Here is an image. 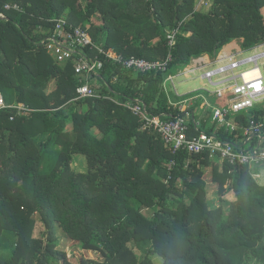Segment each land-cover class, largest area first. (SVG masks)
<instances>
[{
  "label": "trees",
  "instance_id": "trees-1",
  "mask_svg": "<svg viewBox=\"0 0 264 264\" xmlns=\"http://www.w3.org/2000/svg\"><path fill=\"white\" fill-rule=\"evenodd\" d=\"M210 1L204 10L196 0H0V92L8 105L28 108L0 111V264H264L256 171L208 152L174 153L125 106L141 101L150 115L175 119L184 112L166 90L172 72L235 40L244 51L264 44V0ZM58 19L123 58L171 56L168 71L126 70L102 56L100 74L83 78L43 44ZM84 84L98 96L79 99ZM236 119L264 125V103ZM207 125L200 131L244 141L241 129ZM198 134L192 120L189 136ZM78 156L86 173L71 167ZM58 230L80 247V262L57 249Z\"/></svg>",
  "mask_w": 264,
  "mask_h": 264
},
{
  "label": "built area",
  "instance_id": "built-area-1",
  "mask_svg": "<svg viewBox=\"0 0 264 264\" xmlns=\"http://www.w3.org/2000/svg\"><path fill=\"white\" fill-rule=\"evenodd\" d=\"M206 0L198 1V7L202 8V3ZM209 1V0H208ZM208 7V2L204 4ZM6 10H20L18 5H7ZM3 17V15H0ZM169 45L174 47L176 44V32L169 34ZM43 44L47 52L56 60L63 64L74 62L76 74L88 79L99 75L103 69L104 62L102 56L121 65L126 70H135L141 73L154 71H168L169 56L166 61H149L137 57L123 58L114 51H105L97 46L91 34L82 27L75 26L67 19H58L52 33L45 39ZM85 49H90L95 53L94 56L88 54ZM264 49V44L252 50V56L243 58L241 53L232 56L217 54L212 63L220 65L219 68L209 70L202 58L192 61L185 74L196 75L202 73V78L208 81L210 87L205 92L210 97H216L222 101L221 106H212L210 100L204 95H196L185 99L176 105L181 107L184 114L175 119H169L166 115H150L146 105L141 101L128 102L125 104L135 116L143 123V130H154L161 135L166 146L171 148L174 153L185 151L190 154L210 153L212 157H219L228 161L231 165L249 166L264 168V125L255 120H251L249 125L241 126L237 124V116L244 112H250L258 104L264 103V52H257ZM176 76L170 75L166 81L173 82ZM208 86V85H207ZM79 99L97 97V93L89 84H84L77 89ZM178 94V93H177ZM178 96H181L178 94ZM204 100L202 108L205 112L212 111L214 121L220 127H225L230 132L236 133L239 129L243 131L244 141H226L215 135H210L200 131L202 119L195 117V112L191 107L198 100ZM193 103V104H192ZM6 109L17 110L18 114L28 111V108L19 104L10 106L7 104L3 94L0 92V111ZM14 120V117H12ZM195 123V129L199 134L195 137L189 136V123ZM174 163L171 164L172 167ZM254 178L262 184L263 173L255 172Z\"/></svg>",
  "mask_w": 264,
  "mask_h": 264
},
{
  "label": "rangeland",
  "instance_id": "rangeland-1",
  "mask_svg": "<svg viewBox=\"0 0 264 264\" xmlns=\"http://www.w3.org/2000/svg\"><path fill=\"white\" fill-rule=\"evenodd\" d=\"M197 3L198 1L200 2V0H196ZM208 2L209 5L212 4V2L209 0H206L205 2L202 3V8L204 10L209 9L210 7L206 6L204 7L205 3ZM226 47V46H225ZM257 52H264V49L262 50H258ZM213 60V58H212ZM264 62V59L263 61ZM193 63H191L187 68L179 70V71H174L172 72V76H176L174 79V83L173 82H169L167 87H168V93L171 96L172 100L175 103H179L185 99L194 97L196 95H201L205 93L206 87H203V85H208V81L205 79H200L199 75H191V74H185V70L189 69V67L192 65ZM216 66V65H215ZM263 70H264V66H263ZM96 82V81H95ZM96 84V83H94ZM181 96H178V94ZM210 101L212 103V106H221L222 105V101L216 97H212L210 98ZM206 103L204 100L200 99L198 101H196L195 106L193 107L194 109H196L195 111L198 112L196 118L199 119L200 117L203 116L204 112H202L203 108V104ZM25 105V104H23ZM200 108H202V110H200ZM210 112H212L211 110H208ZM212 120L214 121L212 115H211ZM71 167L74 171L78 172V173H86L87 172V163L84 160L83 157H75L73 158V161L71 163ZM205 180L207 182V187H208V198L215 201L216 199V188L215 186L211 183V176L208 172V170H206V177ZM46 232V227L40 222H37L36 228H35V232L34 235L36 238H40L42 237ZM57 249L60 251H63L66 253V256L68 257V259L74 263L80 262L81 259L83 258V252L80 249V247L78 245H76L75 243L71 242L66 236L65 234L61 231L58 230L57 232ZM91 259H95L94 257H97L96 255H92L90 254L89 256ZM154 262L155 264H161L162 260L159 259L158 257H154Z\"/></svg>",
  "mask_w": 264,
  "mask_h": 264
},
{
  "label": "crops",
  "instance_id": "crops-1",
  "mask_svg": "<svg viewBox=\"0 0 264 264\" xmlns=\"http://www.w3.org/2000/svg\"><path fill=\"white\" fill-rule=\"evenodd\" d=\"M242 43H243V40H235V41H233L231 44H229V45H227L226 47H224L223 48V50L219 53V54H222V55H224V56H232V55H234V54H239V53H241L242 55H243V58H247V57H250V56H252L254 53L252 52V50H250V51H244L243 49H242ZM204 61H205V63L207 64V68L209 69V70H214V69H217V68H219L220 67V65L219 64H217V63H212V58L214 59L215 58V56L214 57H211V56H209V55H204V56H202L201 57ZM194 60H196V59H194ZM193 60V61H194ZM263 61V59L262 60H260V62H262ZM216 65V66H215ZM197 75H199V78L201 79L202 78V73H196V76ZM203 79V78H202ZM203 87H206V88H208V86L207 85H203ZM205 90V89H204ZM202 95H204V96H206L209 100H210V98H212V97H210L209 98V96L207 95V93L205 92L204 94H202ZM211 102V101H210ZM175 103V102H174ZM193 104V103H192ZM196 104V103H195ZM223 104V103H222ZM194 107V105L191 107V105H190V109H191V111H193V112H195V117L197 116V113L198 112H196L195 110L196 109H194L193 108ZM200 110H202V108H200ZM202 112H204V114H203V116L202 117H200L199 119H202V120H206V122L208 121V125H207V128L208 129H210V128H212V125L215 123L216 124V126H218V124L215 122V121H213L212 120V118L210 119V117H208V115H206L205 113V111L204 110H202ZM212 113V112H211ZM206 116V118H203V117H205ZM218 127H220V126H218ZM238 142H242L241 140L240 141H238ZM75 158V157H74ZM252 169V171H256V172H261L262 171V173H263V175H264V168H261V170H260V167H258V166H256V167H252L251 168ZM262 184L261 185H264V176H263V179H262Z\"/></svg>",
  "mask_w": 264,
  "mask_h": 264
},
{
  "label": "water",
  "instance_id": "water-1",
  "mask_svg": "<svg viewBox=\"0 0 264 264\" xmlns=\"http://www.w3.org/2000/svg\"><path fill=\"white\" fill-rule=\"evenodd\" d=\"M0 17H2V16H0ZM3 18H4V17H3ZM213 55H214L215 57L217 56V50H216V49H215Z\"/></svg>",
  "mask_w": 264,
  "mask_h": 264
}]
</instances>
